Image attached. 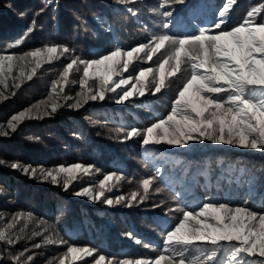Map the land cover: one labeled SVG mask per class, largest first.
I'll return each instance as SVG.
<instances>
[{"label":"snow or ice","instance_id":"6c2138e0","mask_svg":"<svg viewBox=\"0 0 264 264\" xmlns=\"http://www.w3.org/2000/svg\"><path fill=\"white\" fill-rule=\"evenodd\" d=\"M114 3L123 6V18L145 34L142 40L131 46L116 43V29L108 22L103 5H92L100 9L95 26L107 47L87 56L68 43L53 40L25 49L22 46L38 26L35 17L49 8L53 13L59 10L58 2L48 0L34 13L23 35L0 49V101L15 97L26 82L38 77L44 65L65 58L47 98L0 123V137L16 134L25 121L52 118L62 108L79 111L90 103L110 100L153 111V104L167 100L166 112L153 114L144 126L122 124L109 129L115 133L112 139H136L144 148L147 172L136 181L135 190L129 196L106 195L126 179L118 171L105 173L97 183L79 190L72 188L78 174L101 172L94 164L47 168L0 158V166L110 207L158 209L152 221L159 230L155 245L132 231L125 233L154 254L118 258L97 247L71 242L60 235L57 224L45 220L37 225H44L42 230H29L36 221L29 211L16 213L0 227V264H35L36 250L49 245L64 250L47 264H264V166L230 163L221 169L214 190L210 165L202 167L201 161L169 155L173 150L196 153L211 145L264 157V0L246 7L239 19L235 18L238 0H222L210 20H201L196 13L189 16L183 7L178 10L176 6H185L187 0H157L152 6L144 0ZM19 15L24 18L27 13ZM85 16L86 12H80L75 19L87 32ZM137 61L149 63L142 67ZM73 72L80 74L78 81L70 79ZM77 83L79 91L74 95L65 91ZM146 97L155 99L145 104L142 98ZM236 172L239 176L234 180L231 174ZM177 175L179 181L174 178ZM225 179L226 187L221 183Z\"/></svg>","mask_w":264,"mask_h":264},{"label":"trees","instance_id":"16d2710c","mask_svg":"<svg viewBox=\"0 0 264 264\" xmlns=\"http://www.w3.org/2000/svg\"><path fill=\"white\" fill-rule=\"evenodd\" d=\"M47 2L48 0H0V49L22 36L30 20L34 18V13ZM53 2L59 3V10L53 13L49 8L45 14L35 17L38 20L37 29L26 39L23 48L32 49L53 40L68 43L76 47L80 54L87 56L90 52L95 53L102 47H107V44L101 42V34L97 32L95 26L94 17L100 9L91 7L92 5H103V9L108 13V22L116 29L118 37L116 43L131 46L144 38L145 34L139 27L123 18L120 11L123 6L116 5L114 0H53ZM156 2L157 0H144L149 6L155 5ZM221 2L222 0H187L185 6L176 7L178 10L183 7L189 16L196 13L201 20H210ZM238 2L240 8L235 14L236 19H239L246 7L259 3L260 0ZM9 3L13 5L12 9L6 7ZM20 12L27 13V16L21 18ZM80 12H86L85 19L89 26L87 32L83 30L84 26H81L80 21L75 19L76 14ZM64 63L65 58H61L52 64L44 65L38 70V77L32 82H26L15 97L0 101V123H4L19 110L46 99L51 82L57 78ZM148 63L135 62L142 67L148 66ZM79 78L80 74L76 72L70 76V79L77 81ZM65 91L74 95L79 91V83L70 84ZM153 99L155 98H142L145 104L151 103ZM166 106L167 100L157 101L152 105L153 111H150L145 107H137L136 103L118 105L106 100L103 103L93 102L85 105L79 111L62 108L52 118L25 121L16 134L8 138L0 137V158L18 160L34 167L52 168L59 164L80 162L86 165L94 164L101 169L100 173L94 175L78 174L72 183V188L77 190L81 186L97 183L103 179L105 173L118 171L123 173L126 179L113 188L111 193L106 192V195L129 196L136 188V181L147 172L144 168V148L136 139L127 142L112 139L115 133L109 129L120 127L122 124L144 126L151 120L153 114L165 113ZM28 137L33 139L29 140ZM206 150L214 152L209 153L205 159L200 158ZM169 155L179 160L201 161L202 167L204 164L210 165L214 190L221 169L227 168L230 163L237 166L255 164L257 168L264 166V159L258 153H247L240 149H219L211 145L208 149L196 153L185 155L171 152ZM221 160L224 161L223 165L220 164ZM227 175L228 173H225V176ZM231 175L235 180L239 173ZM174 178L178 181L181 179L179 175ZM200 181L204 183L205 178L201 176ZM221 183L222 186H227L226 179ZM0 188H4V192L0 193V217H3L0 219V227L10 223L11 217L16 213L31 211L36 221L29 225V230L33 228L42 230L44 225L39 227L37 225L39 220H45L48 224H57L60 235L70 238L71 242L97 247L118 258L154 254L152 249L144 248L128 239L125 233L132 231L155 245L159 240V230L152 221L159 212L158 209L145 206L131 209L123 206L110 207L93 202L87 197H76L71 194V189L64 192L50 182L30 179L5 166H0ZM200 193H203L202 188ZM256 207L259 208V204ZM53 208L56 209L54 214ZM39 239L36 238L37 241ZM19 247L21 246L18 245L17 248ZM63 250V246L51 245L36 250L38 255L35 264H47V260L58 257ZM3 264L8 262L5 261Z\"/></svg>","mask_w":264,"mask_h":264},{"label":"rangeland","instance_id":"374dc122","mask_svg":"<svg viewBox=\"0 0 264 264\" xmlns=\"http://www.w3.org/2000/svg\"><path fill=\"white\" fill-rule=\"evenodd\" d=\"M175 151L173 150V153H174ZM211 152H214V150L212 151V150H206V151H204L202 154H201V156H200V158H203V159H205L208 155H209V153H211ZM216 152V151H215ZM263 159H264V157H263ZM259 160H261V159H259Z\"/></svg>","mask_w":264,"mask_h":264}]
</instances>
